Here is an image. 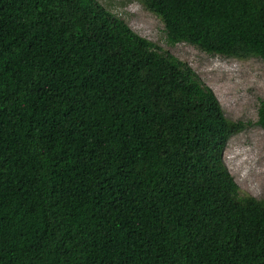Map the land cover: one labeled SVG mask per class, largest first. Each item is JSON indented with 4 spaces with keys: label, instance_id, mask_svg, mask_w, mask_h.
Segmentation results:
<instances>
[{
    "label": "trees",
    "instance_id": "1",
    "mask_svg": "<svg viewBox=\"0 0 264 264\" xmlns=\"http://www.w3.org/2000/svg\"><path fill=\"white\" fill-rule=\"evenodd\" d=\"M131 1L170 46L264 62V0ZM250 125L96 0H0V264H264L222 161Z\"/></svg>",
    "mask_w": 264,
    "mask_h": 264
},
{
    "label": "rangeland",
    "instance_id": "2",
    "mask_svg": "<svg viewBox=\"0 0 264 264\" xmlns=\"http://www.w3.org/2000/svg\"><path fill=\"white\" fill-rule=\"evenodd\" d=\"M96 1L135 34L186 63L213 92L227 119L251 123L228 140L222 161L243 194L264 201V128L255 125L259 103H264V62L257 58L240 61L211 56L184 43L170 46L162 22L138 3Z\"/></svg>",
    "mask_w": 264,
    "mask_h": 264
}]
</instances>
